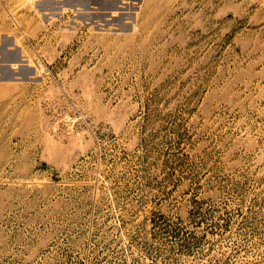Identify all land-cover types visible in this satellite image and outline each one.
Returning <instances> with one entry per match:
<instances>
[{"label":"rangeland","instance_id":"rangeland-1","mask_svg":"<svg viewBox=\"0 0 264 264\" xmlns=\"http://www.w3.org/2000/svg\"><path fill=\"white\" fill-rule=\"evenodd\" d=\"M0 264H264V0H0Z\"/></svg>","mask_w":264,"mask_h":264}]
</instances>
